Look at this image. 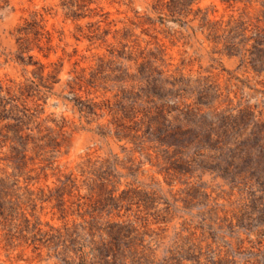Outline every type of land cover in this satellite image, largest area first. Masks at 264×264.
Returning <instances> with one entry per match:
<instances>
[{"label":"rangeland","instance_id":"374dc122","mask_svg":"<svg viewBox=\"0 0 264 264\" xmlns=\"http://www.w3.org/2000/svg\"><path fill=\"white\" fill-rule=\"evenodd\" d=\"M0 264H264V0H0Z\"/></svg>","mask_w":264,"mask_h":264}]
</instances>
